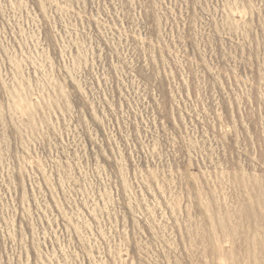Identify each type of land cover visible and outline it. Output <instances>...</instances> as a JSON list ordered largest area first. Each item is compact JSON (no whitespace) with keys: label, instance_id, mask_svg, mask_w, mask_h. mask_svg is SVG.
<instances>
[{"label":"rangeland","instance_id":"1","mask_svg":"<svg viewBox=\"0 0 264 264\" xmlns=\"http://www.w3.org/2000/svg\"><path fill=\"white\" fill-rule=\"evenodd\" d=\"M0 264H264V0H0Z\"/></svg>","mask_w":264,"mask_h":264}]
</instances>
